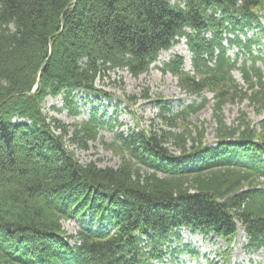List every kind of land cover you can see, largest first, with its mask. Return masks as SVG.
Wrapping results in <instances>:
<instances>
[{"label": "trees", "instance_id": "16d2710c", "mask_svg": "<svg viewBox=\"0 0 264 264\" xmlns=\"http://www.w3.org/2000/svg\"><path fill=\"white\" fill-rule=\"evenodd\" d=\"M182 38L191 70L179 54L161 70L201 100L161 105L164 128L101 140L117 166L80 161L104 122L64 123L45 99L77 115L75 91H95L106 70L138 77ZM263 40L264 0H0V264H154L194 253L182 228L229 245L241 225L246 250L264 248V117L223 116L244 101L264 111ZM208 92L213 143L188 120ZM80 218L68 234L63 221Z\"/></svg>", "mask_w": 264, "mask_h": 264}, {"label": "rangeland", "instance_id": "374dc122", "mask_svg": "<svg viewBox=\"0 0 264 264\" xmlns=\"http://www.w3.org/2000/svg\"><path fill=\"white\" fill-rule=\"evenodd\" d=\"M174 2L175 0H171V3ZM262 50L264 56V44ZM236 51V47L229 48L231 56H234ZM176 54L184 56V68L189 71L191 69V53L185 39H182L171 49L162 50L158 60L149 67L147 72L138 77H133L126 70H106L96 80L95 91H75L73 96L79 111L77 115H73L69 108H64L62 96L46 98L43 103L44 111L64 123L87 119L94 113L97 119L104 122L100 137L96 142L91 143L89 150H76V156L82 162L92 159L96 160L101 166L110 165L115 167L120 163L119 157L113 154L112 151L104 149L101 140L111 141L115 133L127 132L141 126L151 127L153 125L156 128H164L161 105L167 104L173 112H177L193 101L199 102L201 100L196 95L185 93L179 87L177 78L170 72H162L160 67L163 63ZM260 64L264 70V61H261ZM234 75L241 81L238 72H234ZM205 96L211 101L200 110L189 114V128L193 130L192 136H196L195 126L198 129L203 128L205 141L213 143L216 140V123L212 114V93L208 92ZM241 111H244L255 125L264 117V111L256 113L248 105V102L244 101L224 105L223 116L225 122L228 125H235ZM180 125L181 122L179 121L178 127L182 129ZM88 223H90V218H87L85 222L82 218L66 220L63 221V228L68 234H75ZM181 235L182 243H190V248L194 253L191 254L187 250L174 253L173 256L169 253L166 260L154 264H264V248L254 252L246 250L245 245L248 238L244 229L240 226L236 237L229 245L221 238H212L210 235L204 236L202 233L192 232L188 228H182ZM175 245L178 244L175 243L173 246ZM227 247H231L229 261H226L223 256V252Z\"/></svg>", "mask_w": 264, "mask_h": 264}]
</instances>
